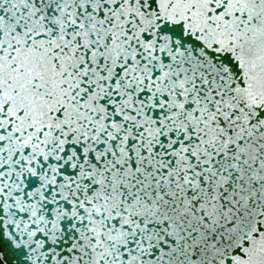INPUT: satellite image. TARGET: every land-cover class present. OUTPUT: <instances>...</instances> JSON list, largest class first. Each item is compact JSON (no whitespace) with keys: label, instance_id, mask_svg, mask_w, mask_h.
Here are the masks:
<instances>
[{"label":"snow or ice","instance_id":"6c2138e0","mask_svg":"<svg viewBox=\"0 0 264 264\" xmlns=\"http://www.w3.org/2000/svg\"><path fill=\"white\" fill-rule=\"evenodd\" d=\"M0 264H264V0H0Z\"/></svg>","mask_w":264,"mask_h":264}]
</instances>
